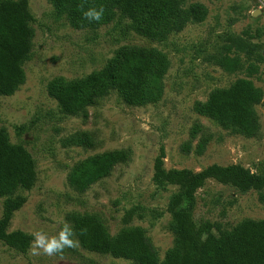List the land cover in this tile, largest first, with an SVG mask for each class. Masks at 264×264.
Here are the masks:
<instances>
[{
	"label": "rangeland",
	"instance_id": "374dc122",
	"mask_svg": "<svg viewBox=\"0 0 264 264\" xmlns=\"http://www.w3.org/2000/svg\"><path fill=\"white\" fill-rule=\"evenodd\" d=\"M28 4L34 34L23 64L26 79L14 93L0 95V129L31 152L36 179L31 188L14 192L25 196V202L14 211L9 231L21 229L32 240L38 231L53 237L65 224L73 230L66 215L75 211L97 213L115 234L124 225L125 211L135 206L141 215L128 224L145 229L162 259L176 239L169 201L179 187L159 186L153 179L161 148L166 169L199 171L212 163H238L255 171L264 161V0H183L181 7L199 4L204 15L190 16L163 40L132 30L128 19L78 28L50 0ZM124 46L156 49L167 58L159 79L151 83L153 97L131 105L113 89L88 105L86 114H64L49 94L48 82L101 70ZM219 52L240 56L238 67L230 71L216 63L213 55ZM239 78L252 80L263 94L254 105L257 128L251 134L225 128L195 108L214 88ZM84 130L93 136L92 146L66 144L69 136ZM112 149L129 150V159L83 192L69 184L75 163ZM195 196L194 218L212 221L216 233L245 218L264 219V189L241 192L209 179ZM73 239V247L52 255L31 246L22 252L0 241V264H137L83 248L74 230Z\"/></svg>",
	"mask_w": 264,
	"mask_h": 264
},
{
	"label": "trees",
	"instance_id": "16d2710c",
	"mask_svg": "<svg viewBox=\"0 0 264 264\" xmlns=\"http://www.w3.org/2000/svg\"><path fill=\"white\" fill-rule=\"evenodd\" d=\"M50 1L55 11L75 27L97 28L114 19L118 22L128 19L132 30L156 40L166 39L190 16L204 15L199 4L181 7L183 0ZM101 7L104 11L99 21L84 17L88 9ZM32 18L28 0H0V95L14 93L26 79L23 64L32 49ZM213 57L230 71L240 63L238 55L219 52ZM166 64L167 58L156 49L124 46L101 70L78 79L58 76L50 80L48 92L64 114H86L88 105L113 89L127 104H143L153 97L151 83L159 79ZM249 68L253 71L255 67ZM262 98V90L252 80L239 78L228 87L214 88L207 100L197 102L195 108L225 128L251 134L257 128L254 105ZM66 142L88 147L94 144V138L84 130L69 136ZM164 156L161 148L155 159L153 179L159 186L179 187L169 201L176 239L165 256L160 259L143 227L128 224L135 215H141L136 214L135 206L125 211L124 225L115 234L110 233L97 213H67L79 244L87 250L128 258L137 264H264V219L245 218L231 230L216 233L212 221L194 218L195 192L209 179L230 184L241 192L264 189V161L258 163L255 171L238 163H212L193 171L166 169ZM129 157L127 149H112L81 159L68 174L69 184L83 192L109 176L117 164ZM35 179L36 165L31 152L23 143L12 142L6 130L0 129V197H5L0 241L22 252L30 246L32 235L21 229H8L14 211L25 202V196L14 192L19 187L31 188Z\"/></svg>",
	"mask_w": 264,
	"mask_h": 264
},
{
	"label": "clouds",
	"instance_id": "9594fccd",
	"mask_svg": "<svg viewBox=\"0 0 264 264\" xmlns=\"http://www.w3.org/2000/svg\"><path fill=\"white\" fill-rule=\"evenodd\" d=\"M103 8L99 9H88L83 13L89 21H99L103 15ZM34 239L30 242V246L36 249H42L45 254L52 255L53 253H59L64 248L73 247L75 241L73 239V230L65 224L60 232L53 237H48L43 232L33 233Z\"/></svg>",
	"mask_w": 264,
	"mask_h": 264
}]
</instances>
